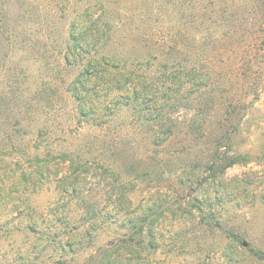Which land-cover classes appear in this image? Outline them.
I'll use <instances>...</instances> for the list:
<instances>
[{"label":"rangeland","instance_id":"374dc122","mask_svg":"<svg viewBox=\"0 0 264 264\" xmlns=\"http://www.w3.org/2000/svg\"><path fill=\"white\" fill-rule=\"evenodd\" d=\"M0 264H264V0H0Z\"/></svg>","mask_w":264,"mask_h":264},{"label":"trees","instance_id":"16d2710c","mask_svg":"<svg viewBox=\"0 0 264 264\" xmlns=\"http://www.w3.org/2000/svg\"><path fill=\"white\" fill-rule=\"evenodd\" d=\"M84 41H85L84 38L77 39L75 46L76 47L80 46V48L83 47ZM201 77H203V75L201 73H199V71H196L195 75H193V77H191L192 79L189 82H191L192 85H198L197 80L200 79Z\"/></svg>","mask_w":264,"mask_h":264}]
</instances>
